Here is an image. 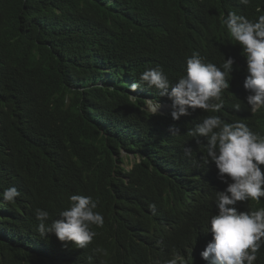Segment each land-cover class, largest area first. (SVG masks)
Here are the masks:
<instances>
[{
	"label": "clouds",
	"instance_id": "clouds-1",
	"mask_svg": "<svg viewBox=\"0 0 264 264\" xmlns=\"http://www.w3.org/2000/svg\"><path fill=\"white\" fill-rule=\"evenodd\" d=\"M248 3L226 2L216 20L213 6L197 0L200 10L181 11L179 21L159 22L149 14L134 24L136 33L152 32L143 35L145 61L161 60L140 73L149 88L129 84L130 98L143 102L141 124L169 135L176 145L172 155L191 157L193 151L207 166L204 182H219L218 208L201 209L204 182L180 183L177 192L138 208L113 181H103L110 192L85 180L49 191L34 183L25 151L10 142L3 147L10 160L0 161L7 187L0 193V244L41 256L46 264H189L179 232L206 221L200 264H264V10H249ZM158 5L144 10L155 15ZM27 136L21 133L22 142ZM104 178L114 175H94ZM35 194L46 209L36 206ZM49 209L57 210L55 217Z\"/></svg>",
	"mask_w": 264,
	"mask_h": 264
},
{
	"label": "trees",
	"instance_id": "trees-1",
	"mask_svg": "<svg viewBox=\"0 0 264 264\" xmlns=\"http://www.w3.org/2000/svg\"><path fill=\"white\" fill-rule=\"evenodd\" d=\"M195 1L0 0V161L10 160L3 147L15 142L26 153L34 183L59 191L84 180L94 189L113 181L135 208L156 203L166 191L177 192L180 183H203L211 173L207 166L196 161L193 151L191 157L184 151L172 155L173 140L143 127L138 115L142 99L132 100L128 92L134 82L149 88L140 82V73L161 62L145 61L143 35L151 31L136 33L137 17L150 14L159 22L179 21L181 11L200 10ZM233 1L206 3L219 20L224 4ZM150 3L159 4L157 14L144 10ZM245 7L263 11L264 0H249ZM21 133L31 139L22 142ZM123 151L134 157L123 156ZM99 172L114 178L96 181ZM6 188L0 177V193ZM218 189V181L204 182V191L198 193L201 209H216ZM34 198L38 208H47L38 194ZM48 212L51 217L57 214L56 209ZM205 222L179 232L182 256L189 264H200ZM0 264L46 260L0 244Z\"/></svg>",
	"mask_w": 264,
	"mask_h": 264
},
{
	"label": "bare ground",
	"instance_id": "bare-ground-1",
	"mask_svg": "<svg viewBox=\"0 0 264 264\" xmlns=\"http://www.w3.org/2000/svg\"><path fill=\"white\" fill-rule=\"evenodd\" d=\"M199 187H200V186H199ZM199 187H198V188H199ZM192 190H193V187H192ZM195 190H196V191H195ZM192 192H197V189H194V191H192ZM1 214H2V211H0V215H1ZM29 245H30V243L27 244V246H29ZM35 245H36V243L33 244L32 247H35ZM43 254H44L45 256H49V254L46 253V252H44Z\"/></svg>",
	"mask_w": 264,
	"mask_h": 264
},
{
	"label": "rangeland",
	"instance_id": "rangeland-1",
	"mask_svg": "<svg viewBox=\"0 0 264 264\" xmlns=\"http://www.w3.org/2000/svg\"><path fill=\"white\" fill-rule=\"evenodd\" d=\"M124 155L123 156H125V153H123ZM131 164L129 163L128 165H125V167H126V169H130L131 168Z\"/></svg>",
	"mask_w": 264,
	"mask_h": 264
}]
</instances>
